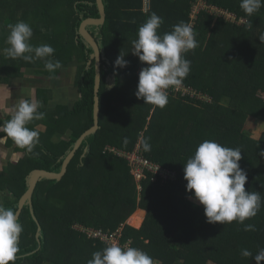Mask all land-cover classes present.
<instances>
[{"label": "trees", "instance_id": "1", "mask_svg": "<svg viewBox=\"0 0 264 264\" xmlns=\"http://www.w3.org/2000/svg\"><path fill=\"white\" fill-rule=\"evenodd\" d=\"M194 1L150 0L149 10L144 11L143 0H102L104 22L86 26L100 51L98 128L83 139L60 179L38 180L31 204L26 201L18 216L23 231L15 264H87L94 252L109 245L73 228L74 223L114 234L116 243L145 251L158 264H256L241 250L254 256L264 248V156L260 154L264 151V6L248 16L241 0H206L232 12L235 21L207 12L193 21L198 47L184 54L191 61V71L182 84L194 90V97L170 92L168 104L153 110L134 94L144 66L131 52L139 26L152 13L163 18L161 35L181 22L189 24ZM0 4V33L9 34L8 26L17 22L29 24V18L33 22L30 42L52 46L53 58L62 64L56 73L45 68L38 73L52 80L74 69L73 85L79 93L68 104L64 96L53 101L57 95L53 87L36 89L35 100L45 118L28 127L40 129L48 141L39 139L31 153L15 146L19 157L0 172V193L6 194L3 205L16 212L33 172H59L77 138L93 125V49L79 34V24L85 18H98L99 12L96 0H4ZM120 52L126 53L124 68L114 67ZM2 59L7 70H15V77L25 65L30 69L36 68V61L44 65L41 60L11 59L5 52ZM256 126L258 135L253 131ZM143 138H148L151 151L141 148L142 154L174 175L155 180L149 175L137 190L127 161L104 148L108 144L130 151ZM205 140L241 150L245 189L259 192L262 201L256 216L244 222L255 225V231H244L236 221L207 222L203 206L186 191L184 164ZM6 144L15 145L11 139ZM136 210L143 216L139 228L124 223L140 214Z\"/></svg>", "mask_w": 264, "mask_h": 264}, {"label": "clouds", "instance_id": "2", "mask_svg": "<svg viewBox=\"0 0 264 264\" xmlns=\"http://www.w3.org/2000/svg\"><path fill=\"white\" fill-rule=\"evenodd\" d=\"M262 6L264 0H241L240 3L241 9L248 16L258 12ZM149 8L150 0L147 8L143 0V10L147 11ZM162 23L163 18L152 13L139 26L137 38L132 41L131 52L144 65L138 73L134 94L138 99H142L143 103L152 105L153 110L156 107L163 109L168 104V89L182 85L191 71V61L185 59L184 54L198 47L195 32L190 24L181 22L174 25L172 31L161 35L158 29ZM8 27L9 46L4 52L9 58L23 59L29 63L41 60L49 73H56L62 68L61 62L53 58L55 49L52 46L33 45L30 42L33 30L29 24L21 21ZM125 54L120 52L114 61V67L127 66ZM41 107L37 100H19L8 113L10 118L0 124V133L3 134L0 135V144L11 139L17 148L31 153L39 142L40 131L30 129L28 125L33 120L45 118V113L39 111ZM123 143H128L127 138H124ZM140 144L145 152L151 151L148 138L141 139ZM104 152L118 156L112 152ZM260 154L264 156V151ZM11 159H16L15 153ZM240 160L239 148L225 147L212 140L201 142L184 164L185 189L203 206L207 222L224 225L236 221L244 225V231H255V225L244 222L256 216L260 210L261 196L259 192H249L245 189L247 174L240 167ZM135 185L137 187L136 182ZM22 231L23 226L15 211L0 202V264H15ZM241 255L246 258L254 257L256 264H260L264 261V248L254 256L251 251L242 249ZM87 264H158V261L138 248L112 243L94 252Z\"/></svg>", "mask_w": 264, "mask_h": 264}, {"label": "built area", "instance_id": "3", "mask_svg": "<svg viewBox=\"0 0 264 264\" xmlns=\"http://www.w3.org/2000/svg\"><path fill=\"white\" fill-rule=\"evenodd\" d=\"M144 2L147 8L149 6V0H144ZM202 12H207L216 16H222L229 21H235V15L232 12H229L227 10H219L218 7L207 3L206 0H195L189 13V18L191 19L189 24L191 26L193 25V21L197 18V15ZM241 21H243V19L238 20V22ZM168 92L180 93L181 95L189 94L191 97H194L195 95V92L194 90H192V88L187 87L183 84L178 88L168 89ZM203 99L209 100L208 98H206V96H204ZM104 151L117 154L119 157H122L123 159H125V161H127L130 168V174L134 178L138 190L140 189L141 180L149 177V175L151 180H155L157 176L166 179L169 177H173L174 175L173 171H169L167 168L161 166L160 164L146 158L142 154V149L140 147L139 141L130 151H120L118 148L112 146H106L104 148ZM75 228L83 233H86L90 238L99 237L102 241H106L109 244L116 243L117 241L116 235L111 233L109 235H106V233H103L99 230L85 229L84 227L79 225Z\"/></svg>", "mask_w": 264, "mask_h": 264}, {"label": "water", "instance_id": "4", "mask_svg": "<svg viewBox=\"0 0 264 264\" xmlns=\"http://www.w3.org/2000/svg\"><path fill=\"white\" fill-rule=\"evenodd\" d=\"M99 17L98 18H85L81 21L79 24V34L84 38V40L90 44V46L93 49V57H94V86H93V125L86 129L75 141V144L71 151L65 156V158L62 161V165L59 172H52L45 169H37L33 172V174L30 176L29 185L27 190L23 193L21 196L16 214L19 216V213L25 204L26 201H28L29 204H31V196L35 189V186L41 178H49V179H60L66 172L67 165L71 158L74 156L75 151L80 146L83 139L93 133L98 128V118H99V97H98V91H99V85H100V51L99 47L94 39V37L91 35V33L86 29V26L89 24H102L104 22L105 18V11L104 6L102 3V0H96ZM40 231V226L37 227L36 237H38Z\"/></svg>", "mask_w": 264, "mask_h": 264}, {"label": "crops", "instance_id": "5", "mask_svg": "<svg viewBox=\"0 0 264 264\" xmlns=\"http://www.w3.org/2000/svg\"><path fill=\"white\" fill-rule=\"evenodd\" d=\"M4 2L3 0H0V3ZM0 8H2L0 4ZM4 24V20L3 23ZM7 33H0V121H5L9 117V114L11 110L14 108L15 104L21 100V99H30L26 93L27 89H30L29 86L32 85V82H38L40 81L41 77H35L33 72L30 71V68H27L24 70L23 80L19 77H15V70H7L9 66H6L3 64L2 56L4 54V49L8 46V44H4L7 40ZM6 69V70H5ZM19 81V82H18ZM19 83L17 87L14 86L15 83ZM34 85V84H33ZM24 87V92L20 93V89ZM47 89V88H43ZM23 95L25 97H23ZM35 99V98H34ZM44 142H47L48 139L43 140ZM7 143V142H6ZM0 144V172L1 169L6 166L8 163H11L13 159H11V156L13 153L16 154V158L19 157V153H17V150L15 148V145L10 144ZM15 160V159H14ZM1 194L0 193V200H1ZM4 196H2L3 199ZM2 202V200H1ZM3 203V202H2ZM135 212L140 213L139 210H136ZM141 214V213H140ZM143 220V216L142 219ZM139 228V227H138ZM80 231V230H78Z\"/></svg>", "mask_w": 264, "mask_h": 264}, {"label": "rangeland", "instance_id": "6", "mask_svg": "<svg viewBox=\"0 0 264 264\" xmlns=\"http://www.w3.org/2000/svg\"><path fill=\"white\" fill-rule=\"evenodd\" d=\"M26 20H27V22L29 24H33V22L29 18H26ZM39 38H40V40L43 39L42 36H39ZM38 43L36 42V44H38ZM4 44H7V40L5 41ZM36 63L37 64L34 65L36 68L35 69L31 68L29 70L33 72V74H34V76L36 78L37 77H41L42 78L44 75L40 74L38 72L40 71V69L44 68V65H43L42 62L40 63V62L36 61ZM23 68L24 69H23L22 72H24V70L29 68V67L25 65ZM35 70H36V72L38 74L35 72ZM19 78H21L23 80V78H24L23 73L19 76ZM73 78H74V69H69L67 71L64 70L63 72L58 74L56 77L52 78V80H51V78L43 77L42 81L32 82L34 85L33 84L30 85L29 86L30 89H27L26 93H27V95H29L28 97L30 98V100H35L34 98L36 97V89L37 88L50 89V87H53L54 88L53 89L54 92L57 93L56 96H55V93H54L55 97H54L53 101H55L57 99H60L62 96H64L65 99H67L68 104H71L72 101L75 100L78 97V95H79L77 88L73 85ZM18 82L14 84L15 87H17V85L19 84ZM24 87L25 86H23L19 90L20 93L24 92ZM173 95L176 96L174 93H173ZM23 97H25V96L23 95ZM57 102H58V100H57ZM35 121L36 120H33V122H31V123L33 124ZM249 124L252 125L251 122H249ZM258 129H259V127L257 128V126H256V127H254V130H253L257 135L259 134L258 133ZM38 130H40V129H38ZM39 139H44L45 140L44 135H40ZM2 196H6V194H1V200H2V202H4L3 201L4 199H2ZM130 219L131 218L129 216L128 218L125 219L124 223L128 224V225H130L132 227H135V228L140 227V225L142 223V220H141L142 219V215L141 214L137 215V217H135L133 220H130ZM72 225H74L73 228L77 226V224H75V223L72 224Z\"/></svg>", "mask_w": 264, "mask_h": 264}, {"label": "flooded vegetation", "instance_id": "7", "mask_svg": "<svg viewBox=\"0 0 264 264\" xmlns=\"http://www.w3.org/2000/svg\"><path fill=\"white\" fill-rule=\"evenodd\" d=\"M44 77V76H43ZM43 77L40 79V81H42L43 80Z\"/></svg>", "mask_w": 264, "mask_h": 264}, {"label": "bare ground", "instance_id": "8", "mask_svg": "<svg viewBox=\"0 0 264 264\" xmlns=\"http://www.w3.org/2000/svg\"><path fill=\"white\" fill-rule=\"evenodd\" d=\"M242 19V18H241Z\"/></svg>", "mask_w": 264, "mask_h": 264}]
</instances>
